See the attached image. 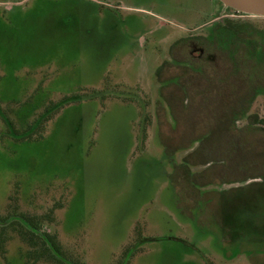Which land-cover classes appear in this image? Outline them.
Wrapping results in <instances>:
<instances>
[{
    "label": "rangeland",
    "instance_id": "obj_1",
    "mask_svg": "<svg viewBox=\"0 0 264 264\" xmlns=\"http://www.w3.org/2000/svg\"><path fill=\"white\" fill-rule=\"evenodd\" d=\"M221 7L0 0V264H264V206L219 183L226 162L203 180L223 144H177L181 123L162 134L155 116L174 126L177 105L153 75L155 41Z\"/></svg>",
    "mask_w": 264,
    "mask_h": 264
},
{
    "label": "flooded vegetation",
    "instance_id": "obj_2",
    "mask_svg": "<svg viewBox=\"0 0 264 264\" xmlns=\"http://www.w3.org/2000/svg\"><path fill=\"white\" fill-rule=\"evenodd\" d=\"M222 11L236 13L235 16H248L222 6L218 14L209 15L201 24L192 22V25L183 27L182 33L162 35L155 41L159 46L155 50L161 53L159 56L162 59L155 66L153 75L156 82H162L166 90L158 91H163V97H172L174 104H177L172 108L173 127L165 121L163 110L159 115L156 111L155 116L162 123V134L167 131V124L173 131L181 123L174 133L176 141L179 139L177 144L185 145V137H191L186 138L191 142H202L201 146L209 145L211 140L217 141L215 144H223L224 149L217 150L227 156L223 155L222 161L204 162L207 168L203 171V180L216 178L220 181L221 176L214 174L222 171H214L208 177L207 170L213 163L218 167L226 162V178L219 183L229 184L230 190L242 189L249 198V184L261 181L260 173H263L264 100L262 116L256 112L247 116V112L250 108L248 103H252L254 97L261 95L264 99V29L257 22L230 18V14L223 15ZM221 15L223 17L219 19ZM180 98L181 101L184 98L183 103L179 101ZM242 117L246 118V123L236 125ZM221 128L224 133L219 131ZM157 131L160 135L158 126ZM162 140L167 142L164 146H171V140L163 136V144ZM254 157L257 160L256 169L250 170L247 161ZM175 174L189 186L205 188L188 177L183 179L181 170ZM174 179L176 181V177ZM234 183L238 185L232 186ZM252 203L264 206L262 199Z\"/></svg>",
    "mask_w": 264,
    "mask_h": 264
},
{
    "label": "water",
    "instance_id": "obj_3",
    "mask_svg": "<svg viewBox=\"0 0 264 264\" xmlns=\"http://www.w3.org/2000/svg\"><path fill=\"white\" fill-rule=\"evenodd\" d=\"M222 6L250 16L264 17V0H218Z\"/></svg>",
    "mask_w": 264,
    "mask_h": 264
},
{
    "label": "trees",
    "instance_id": "obj_4",
    "mask_svg": "<svg viewBox=\"0 0 264 264\" xmlns=\"http://www.w3.org/2000/svg\"><path fill=\"white\" fill-rule=\"evenodd\" d=\"M263 121H264V119H263ZM252 123H255V122H252ZM255 160H256L255 157L253 158V160L251 158H248V161H247L248 162V167H247L248 169H250V170L256 169V161L257 160L256 161ZM262 172H263L262 174L260 173L261 181L256 182V183L253 182V183L249 184V188H250V190L248 192V194L250 195L249 198L253 199L254 202L258 201L259 199H262L264 202V159H263V165H262ZM251 178H254V177H251ZM251 187H253L254 190ZM252 190H253V192H252Z\"/></svg>",
    "mask_w": 264,
    "mask_h": 264
}]
</instances>
